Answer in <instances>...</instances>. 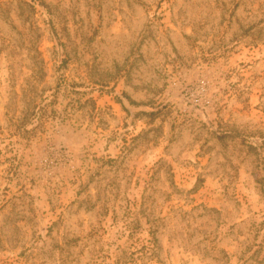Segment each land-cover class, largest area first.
<instances>
[{"label":"rangeland","instance_id":"obj_1","mask_svg":"<svg viewBox=\"0 0 264 264\" xmlns=\"http://www.w3.org/2000/svg\"><path fill=\"white\" fill-rule=\"evenodd\" d=\"M0 264H264V0H0Z\"/></svg>","mask_w":264,"mask_h":264}]
</instances>
